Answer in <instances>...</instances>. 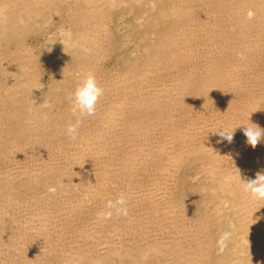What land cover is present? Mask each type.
<instances>
[{
	"label": "bare ground",
	"instance_id": "obj_1",
	"mask_svg": "<svg viewBox=\"0 0 264 264\" xmlns=\"http://www.w3.org/2000/svg\"><path fill=\"white\" fill-rule=\"evenodd\" d=\"M134 13L150 25L126 32L145 48L141 63L116 50ZM54 14L63 36L41 54L28 35ZM89 73L104 89L94 117L41 107ZM250 124L264 129V0H0V264H264V201L240 180L264 172ZM221 129H235L231 144ZM190 160L217 233L228 223L236 234L230 254L217 256L206 201L194 209L180 195ZM120 195L126 217L107 207Z\"/></svg>",
	"mask_w": 264,
	"mask_h": 264
},
{
	"label": "rangeland",
	"instance_id": "obj_2",
	"mask_svg": "<svg viewBox=\"0 0 264 264\" xmlns=\"http://www.w3.org/2000/svg\"><path fill=\"white\" fill-rule=\"evenodd\" d=\"M138 11H141V10H138ZM121 12V11H120ZM124 12V14H125V12L126 11H123ZM122 13V12H121ZM127 13V12H126ZM63 15H64V13H63ZM140 15V14H139ZM56 16V17H55ZM57 16H58V18H57ZM54 20L51 22V23H55V25L54 24H48V25H46V26H41V28L39 29L40 31L35 35V32H32V33H30L28 36H29V39H30V41L32 40L33 41V44H36L35 45V50H36V52L38 51V52H41V54L43 53V54H47V52H52V48H48L49 46V44L52 42V38L53 39H56V40H60L61 38H62V36H63V34H62V32H61V27L59 26V23L58 22H61V19H62V14H54ZM138 17V16H137ZM136 17V15H135V13L134 14H129V16H127V20H129V22L131 23L130 25H131V28L130 29H126V23L124 22L122 25H121V28H117V29H115V37L118 39V47L119 48H116V50H118L117 51V54H118V56H121V58H123V59H129V60H131V61H133V60H135V59H137V58H139L138 60H139V62L138 63H141V61H142V57L145 55V48H142V45H139V46H136L135 47V45H137V42H138V37H137V35H136V38L134 39L133 38V36L131 37V35L130 34H128V33H126L127 32V30H130L131 31V29H133V28H135V29H137L138 27V29L136 30L137 32L138 31H143V32H148V30H149V24H148V21H145L144 19H143V21L142 22H139V21H137V18ZM133 18V19H132ZM57 19V20H56ZM135 19V21H133ZM125 20V19H124ZM123 21V20H122ZM121 21V22H122ZM138 23H142V25L140 24H138ZM57 23V24H56ZM135 24V25H134ZM136 24H137V26H136ZM53 25V26H52ZM134 25V26H133ZM125 26V27H124ZM50 27V28H49ZM133 27V28H132ZM45 28H46V30H45ZM48 29H49V32H48ZM125 29V30H124ZM139 29H142V30H139ZM53 30V31H52ZM124 33H123V32ZM136 31L134 30L133 31V33H136ZM37 32V31H36ZM41 32V33H40ZM44 32V33H43ZM53 32H55V33H53ZM49 33V34H48ZM45 34H46V36H45ZM54 35V36H53ZM58 35V36H57ZM36 36V37H35ZM122 36V37H121ZM127 36V37H126ZM129 36V37H128ZM35 37V38H34ZM43 37H44V39H43ZM47 37H48V39H47ZM51 37V38H50ZM58 37V38H57ZM60 38V39H59ZM127 38H128V42H127ZM35 39V40H34ZM47 39V40H46ZM44 40V41H43ZM122 40H125L127 43H125V44H122L123 43V41ZM130 40H134L133 42L131 41L130 42ZM38 41V42H37ZM48 41H49V43H48ZM129 43V44H128ZM130 43H132V44H130ZM38 44V45H37ZM45 44V45H44ZM38 46V47H37ZM46 47V48H44V47ZM129 48H128V47ZM132 46V47H131ZM133 46H134V48H133ZM44 48V50H40V49H43ZM133 48V49H132ZM135 48H136V50H138L137 52H136V50H135ZM138 48V49H137ZM140 48V49H139ZM119 49L120 50H122V51H119ZM129 49V50H128ZM40 50V51H39ZM50 50V51H49ZM125 50V51H124ZM128 50V51H127ZM132 52H131V51ZM44 51V52H43ZM135 51V52H134ZM127 52H128V54H127ZM129 53H130V56H129ZM135 53H136V56H135ZM140 53V54H139ZM121 54V55H120ZM127 54V55H126ZM132 54H134V56L132 55ZM123 56V57H122ZM129 56V57H128ZM137 57V58H136ZM111 60L109 61V59H107L105 62H103V65H107V66H111L113 63H115V61H114V59L113 58H110ZM112 59H113V61H112ZM109 62V63H108ZM4 64V63H3ZM119 64H123L121 61L119 62ZM48 77V76H47ZM60 96H61V98H60V100H57V102H55V105L53 106V109L54 110H58V109H60L61 107H63V108H61L62 110H65V108L68 110H74V109H76L75 107H74V104H73V99H72V97H71V94H68L67 93V91H65L64 89H59L58 90V92H57ZM57 107H59V108H57ZM193 161V160H192ZM192 161L190 160L189 161V163H190V165H189V163H187L189 166H187L185 169L183 168V171L184 172H182L181 174H180V176H182L183 174H185V175H183V177H181L180 179H181V187H180V195H181V197L183 198V195H184V193H182V192H185V197H184V199H185V201H188V202H190V203H192V205H193V208L194 209H196V202L197 201H199V205L200 204H204V202L206 201V203H207V210L210 212V215L212 216L211 217V219H212V222H213V227H214V230H215V232H216V241L218 240V238H219V236H220V234L219 233H217L218 232V230H219V224H221L219 221H218V219H219V215H218V213H217V210H216V208H215V203L216 202H214V198L212 199V200H210L213 196H211V193H209V192H207V191H205L203 188H202V184L204 183V184H206L205 182H206V180H205V178L199 173V169H198V167H199V165H198V162H197V160H194L193 161V163H192ZM193 164V165H192ZM195 166V167H194ZM191 168L192 169V167L193 168H195V169H193L192 171H191V169H189V168ZM186 170V171H185ZM197 171V172H196ZM192 175H191V174ZM197 173V174H196ZM199 174V175H198ZM188 175H190V176H188ZM184 177H186V178H184ZM188 177H191V178H188ZM197 179V180H196ZM204 180L203 182H202V180ZM186 180V181H185ZM179 182V181H178ZM193 183V184H192ZM182 186H184V187H182ZM184 188V189H183ZM184 190V191H183ZM194 193V194H193ZM207 195H206V194ZM190 194V195H189ZM208 197V198H207ZM192 198V199H191ZM206 198V199H205ZM209 200V201H208ZM208 201V202H207ZM201 208H200V210H203L202 209V205L200 206ZM209 207L211 208V209H209ZM214 211V212H213ZM201 213H203V214H205V211L203 210ZM217 216V217H216ZM218 221V222H217ZM224 227H225V229H226V231H230L231 233H232V236H231V239H230V241L228 242V246H227V248L224 250V252H223V254H230L231 253V250L233 249V246H234V244L235 243H237V238H236V234L233 232V230H232V228L230 227V225L227 223V224H225V225H223ZM228 228V229H227ZM221 229V228H220ZM231 249V250H230ZM221 253H218L217 254V256L218 255H220ZM222 264H228V263H222Z\"/></svg>",
	"mask_w": 264,
	"mask_h": 264
},
{
	"label": "clouds",
	"instance_id": "obj_3",
	"mask_svg": "<svg viewBox=\"0 0 264 264\" xmlns=\"http://www.w3.org/2000/svg\"><path fill=\"white\" fill-rule=\"evenodd\" d=\"M255 13L249 11L247 13V18L249 20L254 18ZM236 55L243 59L244 55L241 52H237ZM104 96V89L97 83L95 76L91 73L84 76L75 86L74 91L71 93L73 99L74 107L84 115L88 117H94L97 113V105L100 99ZM41 107L43 109L51 110L53 105L45 100ZM29 114H32V110L29 109ZM40 118L44 121H47L49 118L48 112H42ZM80 124L81 121L77 120L75 124H70L66 128V135L70 141H75L80 136ZM236 129V128H235ZM235 129H221L218 132L220 136V142L227 141L229 144L233 142ZM244 136L246 137V143L251 146L253 149L256 148L258 143L264 139V129L259 125L250 124L245 126L242 129ZM242 191L249 194L252 198L256 200L264 201V172H257L254 179L247 178L241 179ZM57 188L55 186H49L48 192L55 195ZM107 207L114 209L115 214L119 216L126 217L128 215V207L126 198L123 195L117 197L113 201H109ZM113 213L111 211L103 214L104 220H110ZM232 233L230 231H224L220 234L217 240V249L219 253H223L228 246Z\"/></svg>",
	"mask_w": 264,
	"mask_h": 264
}]
</instances>
